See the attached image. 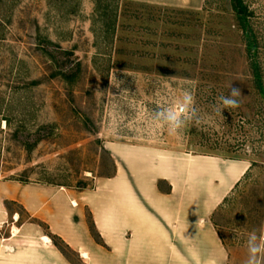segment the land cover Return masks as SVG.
<instances>
[{
    "label": "rangeland",
    "instance_id": "1",
    "mask_svg": "<svg viewBox=\"0 0 264 264\" xmlns=\"http://www.w3.org/2000/svg\"><path fill=\"white\" fill-rule=\"evenodd\" d=\"M242 1L264 75V0ZM0 4V179L91 188L114 172L107 142L249 160L216 215L228 264H244L248 234L264 230V92L234 0H206L200 10L127 0ZM231 88L240 107L218 115L217 97ZM184 91L203 121L170 135L151 114Z\"/></svg>",
    "mask_w": 264,
    "mask_h": 264
},
{
    "label": "crops",
    "instance_id": "2",
    "mask_svg": "<svg viewBox=\"0 0 264 264\" xmlns=\"http://www.w3.org/2000/svg\"><path fill=\"white\" fill-rule=\"evenodd\" d=\"M127 1L200 10L206 0ZM105 148L114 172L88 189L0 179V264H228L216 215L249 160L121 142Z\"/></svg>",
    "mask_w": 264,
    "mask_h": 264
},
{
    "label": "clouds",
    "instance_id": "3",
    "mask_svg": "<svg viewBox=\"0 0 264 264\" xmlns=\"http://www.w3.org/2000/svg\"><path fill=\"white\" fill-rule=\"evenodd\" d=\"M240 97V90L231 88L229 94L217 97L213 111L222 116L224 109L239 108ZM151 121L157 127L166 128L170 135H176L190 122L196 125L201 124L203 117L196 106L194 95L189 91H184L180 97L153 112ZM246 248L247 258L244 264H264V230L259 233L257 230L251 231L247 236Z\"/></svg>",
    "mask_w": 264,
    "mask_h": 264
},
{
    "label": "trees",
    "instance_id": "4",
    "mask_svg": "<svg viewBox=\"0 0 264 264\" xmlns=\"http://www.w3.org/2000/svg\"><path fill=\"white\" fill-rule=\"evenodd\" d=\"M2 4H0V39L4 37L2 34V28L3 25L6 23L3 20V13H2ZM234 10L237 14V21H238V27L242 31V35L246 40L247 45V55L248 59L251 64L252 68V75L256 82L257 88L264 92V75L263 70L260 66V45L258 42V36L255 32L252 24L250 23L249 17L252 13L249 12L248 7L244 4L242 0H234ZM73 62L71 61L70 64ZM254 165V163L251 165V167ZM53 240V243L58 247V249L65 254L66 249H68V246L63 242L61 239L56 237L55 235L50 234Z\"/></svg>",
    "mask_w": 264,
    "mask_h": 264
}]
</instances>
